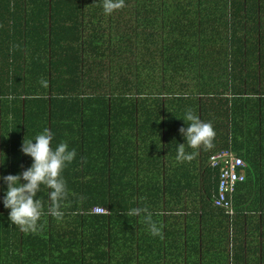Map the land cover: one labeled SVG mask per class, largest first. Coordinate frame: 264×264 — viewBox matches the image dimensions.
Instances as JSON below:
<instances>
[{"label":"crops","instance_id":"0c3cea01","mask_svg":"<svg viewBox=\"0 0 264 264\" xmlns=\"http://www.w3.org/2000/svg\"><path fill=\"white\" fill-rule=\"evenodd\" d=\"M30 1L12 8L18 30L0 32V175L31 165L22 142L45 128L76 157L61 219L47 214V189L36 232L0 203V264H264L262 212L224 230L209 205L210 159L230 140L247 164V191L237 188L248 208L264 197V3L124 0L105 15L103 0ZM189 109L215 137L178 161ZM133 208L161 235L125 215Z\"/></svg>","mask_w":264,"mask_h":264},{"label":"clouds","instance_id":"9594fccd","mask_svg":"<svg viewBox=\"0 0 264 264\" xmlns=\"http://www.w3.org/2000/svg\"><path fill=\"white\" fill-rule=\"evenodd\" d=\"M124 7V0H103L102 8L105 15ZM184 127L179 129L185 143H176L178 161H190L201 148H211L215 131L210 123L202 121L192 110H186L183 118ZM53 135L45 128L33 139L22 142L20 151L31 158V165L18 174L0 175V182L5 185L0 203L8 210L10 224L17 226L25 233L36 232L39 221L44 214L42 202L38 193L47 189L51 206L47 214L61 219L64 213L60 210V202L68 195V188L63 177L64 169L76 157L75 149H70L66 142L52 146ZM186 148L192 149L187 152ZM148 225L150 234L154 237L161 235V228L152 220L147 208H133L125 213L126 216L139 217Z\"/></svg>","mask_w":264,"mask_h":264},{"label":"built area","instance_id":"2783aa9c","mask_svg":"<svg viewBox=\"0 0 264 264\" xmlns=\"http://www.w3.org/2000/svg\"><path fill=\"white\" fill-rule=\"evenodd\" d=\"M210 166L218 170L217 192L214 198V207L225 211L229 219L235 216L234 198L237 186L246 180L245 169L247 164L234 149L232 141L226 148L216 152L210 159ZM93 212L99 215L109 214L104 207H96Z\"/></svg>","mask_w":264,"mask_h":264},{"label":"trees","instance_id":"16d2710c","mask_svg":"<svg viewBox=\"0 0 264 264\" xmlns=\"http://www.w3.org/2000/svg\"><path fill=\"white\" fill-rule=\"evenodd\" d=\"M20 1L21 0H16V2H20ZM57 1L58 2L67 1L70 3L71 0L70 1H68V0H57ZM16 2H14V0H0V32L6 31V33H7L8 28H6L5 26H8L10 29H12L13 32L15 30H18L17 18L14 17L15 12L12 9L13 6L16 4ZM239 2L241 4H245V3H249V2L264 3V0H239ZM3 26L5 28H3ZM3 46L4 45L2 42V47ZM242 76H245V75H242ZM242 76L240 79L242 81V87H246L244 79ZM228 130H229V125H228ZM228 135H229V131L227 133V138H228ZM226 147H227V145L225 146V148ZM213 170H215L214 171L215 176L213 178L214 184H212V188L216 185L215 182L217 183V181H218V170L217 169H213ZM245 181L243 183H241L242 184L241 189L247 191V188L245 186ZM214 190H215V188H214ZM216 192H217V185H216L215 192L212 191V194L214 193V195H210V201L211 202L209 201V205H212V203L214 202ZM212 196H213V198H212ZM93 209H92V211H93ZM234 209H235V216L232 220L233 221L232 222V225H233L232 228L237 227V228L245 229L248 227V221H251L250 218L254 217L255 213L258 214V213L262 212L260 218H263V216H264V197L260 198V203L258 205H253L251 207V209H249L247 202L245 201V196L243 194H241L240 190L238 191V188H237L236 195L234 198ZM220 211H222V210H220ZM223 212H224L223 215H224L225 221L216 220L215 226L221 227L225 230L227 228H230V224L228 221L229 216L225 213V211H223Z\"/></svg>","mask_w":264,"mask_h":264},{"label":"rangeland","instance_id":"374dc122","mask_svg":"<svg viewBox=\"0 0 264 264\" xmlns=\"http://www.w3.org/2000/svg\"><path fill=\"white\" fill-rule=\"evenodd\" d=\"M25 1V0H24ZM14 2H16V0H14ZM26 2H31L30 0H26ZM1 47H2V45H1ZM14 138H16V137H14Z\"/></svg>","mask_w":264,"mask_h":264}]
</instances>
